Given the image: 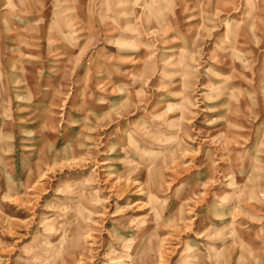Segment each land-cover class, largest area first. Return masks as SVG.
<instances>
[{"label":"rangeland","instance_id":"rangeland-1","mask_svg":"<svg viewBox=\"0 0 264 264\" xmlns=\"http://www.w3.org/2000/svg\"><path fill=\"white\" fill-rule=\"evenodd\" d=\"M0 264H264V0H0Z\"/></svg>","mask_w":264,"mask_h":264}]
</instances>
